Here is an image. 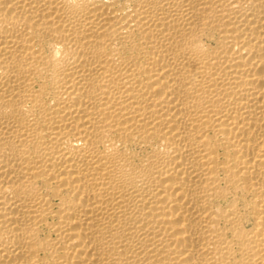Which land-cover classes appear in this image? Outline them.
<instances>
[{
    "label": "bare ground",
    "instance_id": "obj_1",
    "mask_svg": "<svg viewBox=\"0 0 264 264\" xmlns=\"http://www.w3.org/2000/svg\"><path fill=\"white\" fill-rule=\"evenodd\" d=\"M0 264H264V0H0Z\"/></svg>",
    "mask_w": 264,
    "mask_h": 264
}]
</instances>
